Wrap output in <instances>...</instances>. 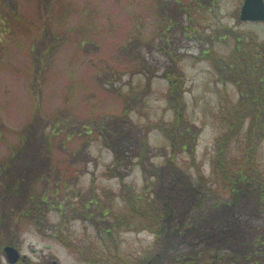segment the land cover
<instances>
[{
	"label": "rangeland",
	"instance_id": "obj_1",
	"mask_svg": "<svg viewBox=\"0 0 264 264\" xmlns=\"http://www.w3.org/2000/svg\"><path fill=\"white\" fill-rule=\"evenodd\" d=\"M66 1L70 2L73 13L69 17L71 23L92 24L93 28H84L83 31H90L88 35L95 40L94 45L98 42L102 46L99 44L100 49L97 50V45L93 47L88 42L82 50L88 49L94 54L100 51V57L107 56L112 63L109 65L120 71H115L114 83L123 91L127 92L131 85L140 88V91L146 90L142 100L135 101L136 95L133 96L131 116L138 125L147 124L150 128L149 152L145 153L142 165L124 167V178L113 173L110 166L115 156L102 145L100 139L85 144V137L65 140L60 136L64 147L59 146L56 150L55 160L61 171L68 168L72 175L70 193L78 191L81 202L100 197L97 207L110 204L109 212L114 215L113 219H122L133 213L129 197L124 198L126 191L141 194L145 186L151 189V185L161 178L153 172H157L156 168L169 165L167 156L172 153L173 147L160 126L174 120L175 110L168 105L167 98L169 81L164 72L176 65L187 88L185 118L201 127L196 134L194 149H180V158L188 162L192 178L198 177L199 170L203 178L219 183L224 178H231L233 171L242 165L251 172L249 178H256V185L244 183L247 192L254 195L262 190L264 194V97L254 98L255 92L243 96L238 85L227 80L225 62L220 61L222 65L216 67L214 59L231 55L237 50V44L243 50L254 46V40L264 44V22L240 20L243 0H177L182 4L179 6H183L180 11L184 10L185 21L172 29V33L163 31L162 35L159 34V12H154L155 5L151 0ZM19 2L22 11L32 21L37 20L40 14L38 0ZM84 4H89L91 10L85 11ZM158 10H161L160 6ZM55 12V16L59 17L60 12ZM85 13L92 14L93 19ZM135 22L139 24L142 38L138 57H143L145 64L140 69L134 67L132 71H123L127 65L124 55L138 59L136 54L124 50V43L129 40ZM4 26L3 20H0V37L3 38L0 41V157L7 153V142L17 141L19 130L30 121L35 110L25 75L31 61L27 50L29 36L10 34L3 29ZM244 35L248 38L243 40ZM73 48L72 45L65 46L51 65L38 115L44 118L55 114V109L60 108L64 101L69 80L74 78L72 76L76 77L72 103L76 104L74 109L78 117H87L85 109L88 100L92 101L97 113H121L125 96L116 94L112 87L104 89L97 85L92 76L95 57L84 56ZM136 49L139 50V45ZM257 67L263 73V67ZM245 84L249 83L246 81ZM247 90L252 92V87L244 91ZM230 101L249 104L248 110L253 111L251 119L247 117L243 125L237 121L231 128L229 121L235 112ZM71 110L59 112L58 116H66ZM221 113H226V116L222 117ZM216 188L221 191V185ZM220 194L227 195L226 192ZM98 211L96 216H101L102 211ZM64 212H67L66 217L70 215L66 209ZM49 215L51 223H44L41 227L20 225L23 232L15 246L25 260L21 258L16 264H126L132 256L143 253L154 238L152 233L138 229L141 219L130 227L121 222L120 229L112 231V236L106 232L101 217L100 221L99 217L93 216L92 220L76 219L62 225V216L58 212L53 211ZM259 224L264 227V217ZM61 233L66 238L64 243L55 236ZM5 246L0 244V264H10L3 250Z\"/></svg>",
	"mask_w": 264,
	"mask_h": 264
},
{
	"label": "trees",
	"instance_id": "obj_2",
	"mask_svg": "<svg viewBox=\"0 0 264 264\" xmlns=\"http://www.w3.org/2000/svg\"><path fill=\"white\" fill-rule=\"evenodd\" d=\"M151 1L155 5L154 12H159L160 35L163 31L172 33V29L185 21L184 10L180 11L183 6H179L180 2L177 0L173 4L170 3L172 0ZM38 2L40 14L35 22L22 11L19 0H0V20L5 24L3 29L10 34L29 36L27 50L31 61L25 75L35 109L30 121L19 130L17 141L7 142V153L0 157L1 247L19 243L23 232L21 224L41 227L44 223H51L49 214L53 211L62 216L61 224L65 225L76 219L92 220L100 210L102 215L96 218L99 217V221L102 218L106 232L112 236V231L118 232L120 229L121 222L130 227L137 219H141L138 229L154 236L152 244L140 255L132 256L131 261L126 264H264V227L259 224V220L264 217V194L261 190L253 195L244 188V183L256 185V178H249L251 172L242 165L233 171L231 178H224L219 183L203 178L199 170L198 177L192 178L190 166L186 164L188 162L180 158V149H194L196 134L201 127L185 118L187 88L176 65L164 72L169 81L167 98L168 105L175 110L174 120L160 126L173 147L172 153L167 156L169 165L156 168L157 172L153 173L159 174L161 178L151 185V189L145 186L141 194L126 191L124 198L129 197L133 213L121 217L122 219H113L114 215L109 212L110 204L97 207L100 197L92 196L89 201L81 202L78 191L72 190L70 193L72 175L68 168L61 171L55 160L56 150L59 146L64 147L60 136L65 140L85 137V144L100 139L102 145L115 156L110 166L113 173L124 178V167L142 165L145 153L149 152L150 128L147 124H143L144 128L138 125L131 116L133 96L136 95L135 101L142 100L146 90L140 91V88L131 85L127 92L123 91L122 87H117L114 83L115 71L119 70L109 65L112 63L108 57H100V51L94 54L88 49L82 50L88 42L93 47L97 45V50L102 46L99 43V47L98 42L94 45L95 40H91L89 30V33L83 31L84 28H93L92 24L71 23L69 17L73 13L70 2ZM159 6L161 10H158ZM184 7L186 8V4ZM83 9L87 12L91 10L89 4H84ZM55 11L60 12L59 17L55 16ZM89 14L87 17L93 19V15ZM138 26V22L133 24L129 40L124 43V50L136 54L138 59L129 54L124 55L123 60L127 65L123 71H130L134 67L140 69L145 64L144 58L138 57L141 53L139 42L142 39ZM244 38L247 39L248 36L244 35L243 40ZM2 39L0 37V41ZM254 43V46L247 47L246 50L237 44V50L231 55L225 58L217 56L214 59L216 67L222 65L220 61L225 62L228 70L226 75L229 77L227 80L238 85L243 96L253 95L255 92L256 98L264 97V44H258L255 40ZM68 45H72L76 52H81L84 56L89 55L92 59L95 57L92 76L97 85L104 89L112 87L116 94L125 96L121 113H97L92 107V101L88 100L89 104L85 109L87 117H78L74 109L76 104L72 103L75 91L73 88L76 85V77L72 76L74 78L69 80L64 101L54 111L57 116L46 115L47 117L42 118L38 115L48 72L61 50ZM138 45L139 50L136 49ZM257 65L263 67V73ZM246 81L249 84H245ZM250 87L252 92L244 91ZM253 101L256 102L255 99ZM231 105L235 112V115L229 117L231 128L237 121L243 125L247 117L251 119L253 111L248 110L249 104L232 101ZM69 110L71 114L58 116L59 112ZM219 111L221 112V107ZM221 116H226V113H221ZM218 184L221 185L220 192L216 188ZM221 192H226L227 195H221ZM68 199L70 202L67 203ZM64 208L70 213L67 217ZM102 224L97 225L103 226ZM261 227L262 230H259ZM55 236L64 243L66 238L63 233ZM65 244L74 249L69 242L65 241Z\"/></svg>",
	"mask_w": 264,
	"mask_h": 264
},
{
	"label": "water",
	"instance_id": "obj_3",
	"mask_svg": "<svg viewBox=\"0 0 264 264\" xmlns=\"http://www.w3.org/2000/svg\"><path fill=\"white\" fill-rule=\"evenodd\" d=\"M240 19L242 21L264 22V0H243L240 9ZM4 253L10 264H16L21 258L25 260V256H21L19 248L14 245H6Z\"/></svg>",
	"mask_w": 264,
	"mask_h": 264
}]
</instances>
